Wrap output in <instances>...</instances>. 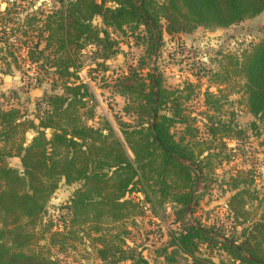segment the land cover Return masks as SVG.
<instances>
[{
	"label": "trees",
	"instance_id": "obj_1",
	"mask_svg": "<svg viewBox=\"0 0 264 264\" xmlns=\"http://www.w3.org/2000/svg\"><path fill=\"white\" fill-rule=\"evenodd\" d=\"M1 1L7 5L0 9V61L10 56L17 59L19 45L11 38L19 35L20 46L27 50L39 78L53 75L55 83L36 101L33 117L16 107H0V264H63L56 253L45 255L29 248L38 237L40 223L55 224L43 221L42 214L61 178L80 182L64 205L61 220L65 228L73 226L81 233L80 228L102 229L104 224L132 220L147 207L154 211L156 197L159 203H174V220L179 224L178 230L169 233L164 255L169 256L167 248L172 247L190 257V264H264V211L243 229L240 240L226 235L214 218L207 225L187 217L190 204L198 202L199 181L207 182L209 172L225 158L223 152L211 150L225 124L210 114L208 136L203 140L177 138L176 124L186 122L181 96L149 72V83L138 75L136 86L127 85L131 94L124 110L136 114L139 122H123L120 139L107 121L102 126L91 122L96 97L79 74L87 65L84 50L88 46L93 53L90 71L93 63L101 66L118 52L113 32L133 33L142 27L149 34L152 52L156 39L161 38L162 20L168 33L191 31L200 25L226 27L264 11V0H61L59 7L24 19L16 15L19 0ZM97 17L102 26L95 23ZM233 66L235 74L244 77L249 112L263 119L264 36L234 56ZM131 76L130 71L122 78ZM217 102L212 103L213 109L218 108ZM30 130L34 134L28 138ZM234 130L237 139L243 131L237 126ZM10 156L20 158L22 169L8 162ZM233 189L237 190L228 198L229 216L243 225L250 219L244 208L247 193L237 182ZM133 192L143 193L142 200L132 196ZM99 236L101 245L96 249L106 264H120L124 259L133 260L132 264H157L141 250L131 252L133 246L126 251L114 239ZM114 237L126 244V238ZM59 244L58 251L65 250V243ZM202 245L209 251H201ZM213 248L223 249L227 258L213 257Z\"/></svg>",
	"mask_w": 264,
	"mask_h": 264
},
{
	"label": "rangeland",
	"instance_id": "obj_2",
	"mask_svg": "<svg viewBox=\"0 0 264 264\" xmlns=\"http://www.w3.org/2000/svg\"><path fill=\"white\" fill-rule=\"evenodd\" d=\"M19 1L21 4L16 15L21 19L27 15H40L42 11H51L61 5V0ZM6 5L0 0L1 10ZM95 23L102 26L99 17ZM162 24L161 38L156 39L157 48L152 52H149V34L142 27L136 28L133 33L113 32L112 36L119 43L118 52L101 66L96 67V63H93L91 71L89 64L93 53L90 46L84 50L87 65L79 74L89 83L96 97V114L91 122L102 126L107 121L117 136L123 139L122 123L135 125L139 122L136 114L124 110L131 94L127 85L136 86L135 77L138 75L149 83V72L161 78L163 87L181 96L180 109L186 122L176 124L174 130L177 138L184 135L186 139L194 137L203 140L208 136V115L213 114L215 119H220L225 128L217 132L219 139L212 144L211 150L223 152L225 158L209 172L207 182L199 181L196 190L199 199L190 204L187 217L192 222L201 221L207 225H211L214 218L226 235L240 240L243 229L252 226V221L260 218L264 211V118L255 117L249 112L246 93L243 92L245 80L242 75L235 74L233 57L241 55L262 39L264 11L226 27L206 28L200 25L191 31L168 33L164 29L165 20H162ZM11 40L19 45V49L15 54L17 59L10 56L8 60L0 61V107H16L20 113L33 117L36 101L43 96L45 89L50 91L55 77L39 78L42 76H38L35 65L28 59L27 50L20 46V36H12ZM6 61L10 62V66ZM130 71L131 79L124 80L123 74ZM207 91L214 95L207 96ZM215 99H218L217 109H213ZM236 126L243 131L239 139L233 136ZM33 134L30 130L28 138ZM126 148L133 156L127 145ZM8 162L22 169L18 156L8 157ZM235 177L238 179L234 180ZM235 182L245 189L244 194L247 193L244 208L250 219L243 225L235 224L228 211V198L237 190L233 189ZM78 186L80 182L68 183L64 178L59 180L42 214L43 221L52 220L55 224L47 226L40 223L36 227L38 237L32 241L30 251L45 255L56 253L63 264H106L98 257L96 249L101 245L97 243L99 235H103L114 239L116 245L124 250L126 248V251H130L127 250L129 246L134 247L131 252L141 250L144 256L157 264H190V257L180 251H172V247L167 248L169 256L163 254L169 233L178 230L179 224L174 220V203H159L156 197L154 211L147 207L144 213L134 216L132 220L104 224L102 229L80 228L81 233L73 226L65 228L61 220L62 213L66 211L64 205L70 202ZM132 196L142 200L144 195L133 192ZM192 208L193 211H190ZM55 231L58 232L52 234ZM114 234L126 238V244ZM61 242L65 243V250L58 251ZM202 247L201 251H209L204 245ZM210 251L216 259L227 258L221 248ZM132 261L124 259L120 264H132Z\"/></svg>",
	"mask_w": 264,
	"mask_h": 264
}]
</instances>
